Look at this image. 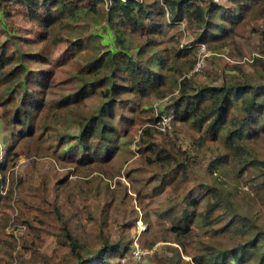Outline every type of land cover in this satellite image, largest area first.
<instances>
[{"label":"trees","instance_id":"trees-1","mask_svg":"<svg viewBox=\"0 0 264 264\" xmlns=\"http://www.w3.org/2000/svg\"><path fill=\"white\" fill-rule=\"evenodd\" d=\"M9 1L22 8L12 13L7 10ZM104 2L109 7L110 21L113 16L118 18V40L123 49L120 56L111 51L102 53L97 47L94 54H87L93 41L97 44L102 40L101 35L87 30L96 25L89 19L91 13L97 14ZM232 2L248 6L264 0ZM231 7L214 0H0V121L9 133L5 157L0 159V216L11 206L14 186L20 185L12 168L22 149L27 155L36 154L40 144L48 140L62 152L76 154L73 170L77 173L89 175L98 170L110 176L120 136L129 132L124 124L139 125L135 143L139 153L151 155L150 162L159 165L169 178L180 176L172 187L175 193L190 184L200 162L191 152L198 154L206 139H194L190 149H183L177 139L154 128L158 121L154 109H150V117L143 107L130 109V116L117 115L116 108L127 102L118 98L123 95L150 101L169 97V106L174 108V132L177 123L191 122L211 143L220 145L218 156L222 163L230 164L237 176L250 184V169L262 171L256 146L264 143V43L250 65L252 73L236 64L231 68L237 72L234 76L207 71L201 75L205 76L204 82L197 76H188L198 61L200 47L215 51L222 46L223 38H228V23L236 25L244 20L241 10L234 4ZM13 16H20L39 32V41L25 44ZM182 22L195 25L196 48L180 46L181 31L163 40L172 27ZM230 42L233 43L231 39ZM61 43L74 51L69 61L77 63L78 68L67 70L78 79V87L65 99L50 101L47 92L56 70L53 57ZM134 49L137 54L131 52ZM39 69L43 71L41 75ZM169 73L179 82L178 91L168 81ZM106 80H120L122 87L116 83L102 87V106L93 112L83 109L82 103L94 94L96 85ZM40 152H47V148ZM137 194L142 200L140 191ZM188 194V199L174 203L164 213L171 225L167 229L178 237L177 241L198 224L201 229L210 228L214 222L222 230L238 228L235 221L228 224L225 219L227 212L232 218L239 213L231 195H225L220 187L205 181L189 188ZM114 201L106 197L109 212L116 208ZM218 210H222L221 215L213 219ZM62 235L65 241L60 249L69 248L77 256L74 264H122L133 246L125 238L108 239L95 253L87 255L84 245L66 226ZM159 238L164 237H153L150 244ZM155 262L173 264L170 257L157 258ZM194 262L264 264V230L260 228L234 248L210 250Z\"/></svg>","mask_w":264,"mask_h":264},{"label":"rangeland","instance_id":"rangeland-1","mask_svg":"<svg viewBox=\"0 0 264 264\" xmlns=\"http://www.w3.org/2000/svg\"><path fill=\"white\" fill-rule=\"evenodd\" d=\"M214 1L224 3L230 9L234 7H231L232 4L236 5L244 20L236 25L228 23V38H223L222 46L215 51L209 52L203 45L198 54L197 49L198 61L188 76H197L200 82L205 81V76L201 75L207 71L216 75L234 76L237 72L231 71V68L236 64L244 66L252 73L250 65L257 57L255 55L261 53L264 43V2L239 6L235 0ZM21 8V5L13 1L7 3V10L12 13ZM89 19L96 25H92L87 31L98 33L102 40L97 44L93 41L94 44H90L87 54H94V47H97L102 53L111 51L120 56L123 49L118 40V18L113 16L112 22L110 21L106 3L99 5L98 13H91ZM13 23L21 30L20 38L25 44L39 41L40 33L23 22L20 16H13ZM180 31V46L185 49L196 48L198 43H194L195 25H187L185 22L172 27L163 40ZM128 39L135 38L128 36ZM73 52L66 43L59 44L55 49L53 63L56 70L47 92L50 101L65 99L78 87V79L72 77L67 70L78 68L77 63L69 61ZM131 52L137 54L138 50ZM201 59L205 66L196 73V65ZM38 72L40 75L43 73L40 69ZM167 79L174 91H178L179 82L172 73L168 74ZM112 81L106 80L97 84L94 94L82 103V108L89 112L98 110L103 104L102 87H109L112 83L122 87L120 80ZM118 98L127 102L116 108L117 115L126 113V116H130V109L143 107L150 117V109L155 110L156 103L160 102L159 114L174 116L169 97L158 101L142 100L133 95ZM124 127L129 132L120 136V146L111 161L113 175L110 176L98 170L89 175L77 173L73 170L76 154L62 152L47 139L40 144V150L36 154L27 155L23 152L24 149L20 155L17 154L19 158L14 162L12 171L20 185L14 186L11 206L4 216H0V264H74L77 256L69 248L60 249L65 241L62 235L64 226L81 241L87 255L95 253L108 239L115 241L125 238L131 241L133 246L122 264H156V259L163 257H170L173 264H195V259L210 250L214 252L234 248L244 238L256 235L260 228L264 230V143L256 146L262 171L260 173L251 168L250 176L253 181L249 184L246 178L237 176L230 164H223L219 159L220 145L211 143L205 138L206 134L197 131L191 122L177 123L176 133L173 120L171 129L167 132H163L156 124L155 129L164 136L177 139L178 146L183 149H190L194 139H206L198 148V154L191 152L193 157L196 155V159L200 160L194 170L193 181L177 194L172 187L180 176L169 178L161 172L159 165L150 162L151 155L138 152L135 143L139 139V125L132 127L124 124ZM8 135L0 121V159L5 157ZM32 147L34 146L31 145L30 148ZM45 147L47 152L41 153ZM212 165H216L218 169ZM205 181L220 187L225 195H231V201L239 215L232 218L230 212H227L225 219L228 224L235 221L238 228L222 230L214 222L210 228L201 229L198 224L187 236L179 237V242L176 240L178 237L167 229L171 225L164 213L174 203L179 204L188 199L189 188ZM108 190L112 193H106ZM137 190L140 191L142 200L139 199ZM199 193L200 191L197 195ZM106 197L115 199L116 208L111 212L108 204H105ZM205 203L206 199L203 200V205ZM221 213L222 210L215 212L213 219ZM143 227H146L144 231ZM153 237L164 238L157 239L151 245ZM136 244L143 252L140 259L133 256Z\"/></svg>","mask_w":264,"mask_h":264},{"label":"built area","instance_id":"built-area-1","mask_svg":"<svg viewBox=\"0 0 264 264\" xmlns=\"http://www.w3.org/2000/svg\"><path fill=\"white\" fill-rule=\"evenodd\" d=\"M204 51H205V49H204ZM255 56L258 57L259 54L255 55ZM204 66H205L204 60L201 59L196 65L195 72L196 73L200 72L204 68ZM160 106H161L160 102L156 103V105H155L156 117L158 118L157 124H158V127L163 132H167L168 130L171 129V123H172L174 116L168 115L166 113L165 114H159ZM144 228H146V227H143V231H144ZM142 254H143V252L141 251L140 246L138 244H136L134 251H133V256H135L134 258L140 259V258H142Z\"/></svg>","mask_w":264,"mask_h":264}]
</instances>
